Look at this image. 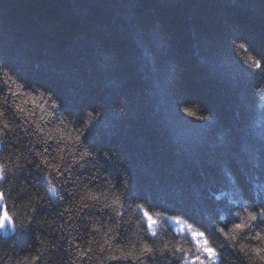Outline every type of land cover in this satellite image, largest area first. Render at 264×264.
Masks as SVG:
<instances>
[{
  "label": "trees",
  "instance_id": "16d2710c",
  "mask_svg": "<svg viewBox=\"0 0 264 264\" xmlns=\"http://www.w3.org/2000/svg\"><path fill=\"white\" fill-rule=\"evenodd\" d=\"M261 56L264 0H0V126L12 129L1 137L0 162L12 178L0 192L15 218L14 229H0V264H140L110 261L108 249L144 243L183 250L167 260L157 252L154 264H182L199 250L174 234L175 218L206 232L219 264H264L248 251L264 247L255 239L264 217L235 239L219 232L264 203V69L250 66ZM49 97L60 107L52 109ZM93 109L88 142L113 154L115 166L96 152L83 157L71 139ZM56 127L70 138L62 153L53 141L45 155L71 166L65 175L81 195L103 200L119 187L117 167L131 172L136 197L125 198L115 222L75 208L57 216L69 207L65 176L48 169L49 185L27 164L29 149L43 151L42 133ZM37 189L43 228L26 227ZM144 210L157 222L155 237L146 234ZM51 233L64 238L66 253L54 256L60 242Z\"/></svg>",
  "mask_w": 264,
  "mask_h": 264
},
{
  "label": "snow or ice",
  "instance_id": "6c2138e0",
  "mask_svg": "<svg viewBox=\"0 0 264 264\" xmlns=\"http://www.w3.org/2000/svg\"><path fill=\"white\" fill-rule=\"evenodd\" d=\"M156 27H160L158 21L156 22ZM240 47L244 48V44H241ZM250 59L252 58L250 57ZM250 66L258 70L264 69V56H261L259 59H253L252 64ZM0 71H3V65H0ZM260 90L264 92V88H261ZM49 99L51 100L50 107L52 109H57L60 107V103H58V98L49 97ZM18 110L21 112L24 111L22 107ZM94 111L95 109L86 113L87 117H90L91 119L87 121V124L84 127L77 126L76 135L71 139L73 140L74 145H79L81 148L84 149L81 152V155L83 157L92 156L93 152H96L97 155H102L105 160L115 166L116 162L113 160V154H110L106 151L97 152L96 149L93 148V146L90 145L88 142L87 137L91 134L93 122L96 121L97 116L99 115V113H97V115L94 116ZM5 115V112L3 110H0V118L5 117ZM41 119H43V117H41ZM80 119L83 123L84 118L80 117ZM63 123L64 121L61 119L60 124L63 125ZM37 130L39 131V126H37ZM11 131L12 129L10 128L9 123H3L2 126H0V137H6ZM42 135L45 137L43 143L46 146L44 147L43 151L32 152L31 149H29V153L32 156V159L27 160V164L31 165L37 171L41 172L43 174L42 179L47 180V183L49 185H52V181L48 179V175L50 174L47 171L48 169H52L60 175L65 176V179L62 183L65 185L63 190L67 193V202L69 204V207L64 208L63 212L57 213V216L62 218L65 216V213H68L72 208H75L77 212H83V218L95 216V213L99 212L104 217H107V219L113 220L115 222V217L121 215L119 209L125 206V198L131 200L136 197L133 194L131 172H129L127 168L117 167V171L120 172L121 176V179L119 181V187L116 192H111L110 194L104 193L103 200H101L99 196L95 195L91 191H87L84 195H81L72 187V185L75 183L73 177L70 175H65V173H70L72 171L71 166H61L59 164H53L45 155L46 153L48 155H51L50 149L52 148L53 141H55L56 145L55 150L57 152L62 153L65 149L61 147V144L70 137L64 136L61 133L59 127L54 128L52 131L46 134L42 133ZM3 146L4 139H0V150H2ZM13 147H15V145H13ZM53 159H55V157ZM60 159L63 160V156H60ZM17 167L21 166L18 165ZM9 171L10 170L8 169L7 165H5L3 162H0V187H2L4 184H7L12 178L8 175ZM92 179H94V177H92ZM119 188H123L125 191L122 193L120 192ZM77 197H79L78 201ZM4 198V193L0 192V210H2V218H0V229L7 230L9 226L14 229L15 218L11 217L8 214L7 205L3 204ZM28 199L30 201V210L32 215L26 220L25 226H31L35 228L37 225H40V227L43 228V224H41V217L45 205L42 203L43 198L39 195V189H37L34 197L29 195ZM136 208L142 209L143 205L138 203L136 204ZM106 209L110 210L112 215H110L108 211H105ZM143 216L144 222L147 224L146 234L150 233L151 236L155 237L157 235L155 227L157 223L156 220L153 218V215L150 214V212L147 210L143 211ZM261 217H264V203L260 205L259 211H248L247 215L240 222L234 223L228 230L222 227L219 229V232L226 239H235L236 233L245 231L249 226V222L258 221ZM176 222L182 223L183 221L180 219H176ZM84 227L87 228L88 225H84ZM92 230L97 231L98 229L95 227V225H93ZM187 231L191 233L192 239L196 241L197 248L199 250L198 254L193 258L192 264H197V262L198 264H217V260L220 259L221 254L217 251V249L212 246L211 241L208 239L206 232H197L191 225H189ZM50 235H52L54 240L60 242L58 247L54 249V256H58L61 253H66L67 249L63 247L64 238L56 237L54 233H51ZM255 239L264 240V235L257 233ZM88 243L90 245L92 241H89ZM105 243H108V241L106 240ZM104 250L105 249L103 248V246H101L100 251L103 252ZM240 250L244 251L245 249L243 248V246H241ZM91 251V247L80 250L77 253V256L80 260H84L86 258H89L88 253ZM108 251L110 254L107 259H109L110 261L132 259L134 261H139L140 264H145V257L150 258L149 264H154V262H158L157 252L159 253L160 260H167L168 254H171L173 251L175 253L183 252L181 248H175L173 250L169 248L167 244L163 245L162 248L157 249L152 246H149V244L147 243H144L138 250L136 249L135 245H132L128 250H125L124 248L120 247L112 248L111 246H109ZM248 251L257 256L259 260L264 261V247L251 248ZM180 258L183 259L184 257L181 256ZM72 264H75V262L73 261Z\"/></svg>",
  "mask_w": 264,
  "mask_h": 264
},
{
  "label": "rangeland",
  "instance_id": "374dc122",
  "mask_svg": "<svg viewBox=\"0 0 264 264\" xmlns=\"http://www.w3.org/2000/svg\"><path fill=\"white\" fill-rule=\"evenodd\" d=\"M1 138V137H0ZM2 139V138H1ZM2 218V217H1ZM9 230H11V226H9V228H8ZM3 230V229H2ZM4 231V230H3ZM191 241V240H190ZM192 242V241H191ZM189 244H190V242H189ZM192 245H195V244H192Z\"/></svg>",
  "mask_w": 264,
  "mask_h": 264
},
{
  "label": "water",
  "instance_id": "95a60500",
  "mask_svg": "<svg viewBox=\"0 0 264 264\" xmlns=\"http://www.w3.org/2000/svg\"><path fill=\"white\" fill-rule=\"evenodd\" d=\"M1 139V138H0Z\"/></svg>",
  "mask_w": 264,
  "mask_h": 264
}]
</instances>
